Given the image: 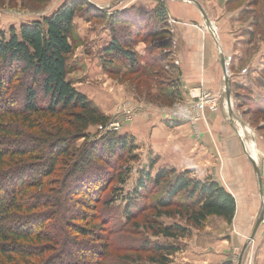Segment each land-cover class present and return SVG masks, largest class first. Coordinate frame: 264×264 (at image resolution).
I'll return each mask as SVG.
<instances>
[{"label":"rangeland","instance_id":"obj_1","mask_svg":"<svg viewBox=\"0 0 264 264\" xmlns=\"http://www.w3.org/2000/svg\"><path fill=\"white\" fill-rule=\"evenodd\" d=\"M64 1L0 0V37H7L12 27L18 28L51 14ZM86 1L98 11L91 10L88 16L81 12L73 20V50L67 60V79L108 115L111 122L105 127L89 126L86 130L88 141L84 138L77 140L76 148L113 131L131 138L136 149L132 153L125 152L118 161L110 159L112 167L98 164L100 167L95 168L96 172L101 171L103 179L108 178L98 201H93L89 192L83 191L86 183L77 189L78 178L67 186L60 184L61 176L68 168L58 166L55 176L45 179L50 184L54 177H59L38 193L45 198L48 196L50 204L16 223L29 224L31 229L52 237L53 249L47 255L49 259L45 258L42 264H151V246L168 243L178 246L179 251L167 264H250L255 253H259L257 261L254 257L251 264H264V111L255 110L256 106L264 107V0H162L169 30L163 39L170 36L171 45L164 49L160 47L162 39L152 37L148 40L155 47L150 54L147 41L141 36L135 38L128 27L112 25L108 15L133 7L151 9L156 0ZM172 2H179L196 12L197 21H193L194 15H190L186 23L212 35L218 54L223 53L221 49L228 53L226 62L228 75L232 74V96L228 86H224L218 95L204 88L196 92V96L189 95L188 91L196 87L187 86L186 81L180 79V61L176 57L180 53L189 57L191 51L178 36L183 21L173 17ZM99 10L105 15L97 16ZM113 36L124 48H129L127 43L131 42L133 46L130 48L135 52L140 50L146 57L144 62L156 57V65L133 71L126 63L110 61V56L104 52ZM25 79L30 82L31 75L27 74ZM18 87L12 88L7 97L0 94V100L16 96L17 102L9 100L15 106L21 99ZM35 90L38 102L45 104L47 99L42 89L38 86ZM206 110L224 115L225 131L220 134L217 127L213 130L207 128V144L200 138L197 141L188 139V136H196L199 121H206ZM187 122L190 123L189 132L182 128ZM234 136L240 145L241 142L244 144V147L237 144V158L232 157ZM21 144L24 145L18 143ZM9 145L16 147L11 142ZM249 145H253L255 157L250 154ZM165 148H170L168 155ZM130 153L132 156L137 154V158H132ZM250 157L259 176L253 170ZM234 165L243 170L245 180L242 179V184L250 183V211L241 207L237 215V218L245 215L248 223L242 224L240 219L227 222L223 217L210 215L196 227L187 219L185 211L182 212V206L177 205L159 209L170 210L175 215L164 213L155 217L152 208L165 197L170 181L164 180L158 186L149 182L141 191L143 197L137 194L141 173L149 172L153 176L162 168L174 169L176 174L189 171V176L195 180L210 179L232 194ZM175 199L183 202V194ZM127 208L135 212L129 222L125 217ZM242 212L244 215L241 216ZM261 213L258 233L255 239L247 242L246 237L249 238ZM72 217L76 219L74 222L70 220L73 226L69 227L68 220ZM85 217L88 219L81 220ZM154 221L165 225L179 224L189 230V235L177 239L156 235L155 229L148 228ZM76 229L81 232L92 229L100 239L74 233Z\"/></svg>","mask_w":264,"mask_h":264},{"label":"trees","instance_id":"obj_2","mask_svg":"<svg viewBox=\"0 0 264 264\" xmlns=\"http://www.w3.org/2000/svg\"><path fill=\"white\" fill-rule=\"evenodd\" d=\"M156 1L151 9L133 7L109 14L108 21L112 25L128 27L135 38L141 36L149 44L148 39L152 37L162 39L160 47L170 48V36L163 39L169 33L165 5L162 0ZM92 5L86 0H65L51 14L21 24L18 28L12 27L7 37H0V94L7 97L17 86L21 92L20 106L16 104L18 108L9 103V100L17 102L16 96L0 100V264H42L45 258L49 259L47 255L53 249L52 237L31 229L29 224L16 223L50 204L48 196L45 198L38 193L59 179L54 177L50 184L45 180L55 176L53 174L58 166L68 168L61 176L62 182L59 183L62 186L78 178L80 183L77 189L86 183L83 191L89 192L93 201H98L108 178L103 179L101 171L96 172L95 168L99 165L112 167L110 159L118 161L125 152L132 153L136 149L131 138L113 131L76 148L77 140L84 138L88 141L86 130L89 126L105 127L111 122L108 115L67 79V60L73 50V20L81 12L87 16V13H92L91 10L97 12L98 8ZM96 15L105 14L99 10ZM127 46L132 47L133 44L129 42ZM130 47L124 48L120 40L113 36L104 55H109L112 62L126 63L133 71L156 65V57L144 62L146 57ZM154 47L155 44H150L148 54ZM27 74L31 75L30 82L25 79ZM38 86L47 99L45 104L37 100L35 87ZM255 110L262 112L264 107L259 105ZM10 142L16 147H11ZM19 142L24 145H18ZM131 153L132 158H137V154L132 156ZM175 174L174 169L162 168L153 176L149 172L140 175L137 185L139 197H143L141 191L149 182L158 186L164 180L170 181L165 197L152 208L155 217L164 213L175 215L170 210L159 209L177 205L182 206V212L185 211L187 219L196 227L210 215L231 222L236 201L224 187L210 179L195 180L189 176V171ZM120 181L123 183L125 178ZM88 183L91 185L88 186ZM180 194H183V202L175 199ZM134 214L127 208L126 220L129 222ZM75 219L72 217L68 220L69 227L73 226L70 220L74 222ZM148 228L155 229L156 235L172 239L189 235V230L179 224L165 225L154 221ZM73 232L99 237L92 229H85L84 232L76 229ZM150 249L151 264H167L179 251L178 246L172 243L155 244Z\"/></svg>","mask_w":264,"mask_h":264},{"label":"crops","instance_id":"obj_3","mask_svg":"<svg viewBox=\"0 0 264 264\" xmlns=\"http://www.w3.org/2000/svg\"><path fill=\"white\" fill-rule=\"evenodd\" d=\"M172 3L173 4H171V11H172L173 17L175 19H180L183 21V23L180 24L182 25V27L181 28L179 27L178 36L182 37L183 44L186 45V49L188 51H191L189 57H184L181 53L179 57H176L177 60L180 61L178 63L179 68H180V73H181L180 79L182 81L183 80L186 81L187 86L196 87L188 91V93H190L189 95L196 96V92H198L199 90L203 88L206 89L207 91L211 90L212 92H215L217 95L222 93L223 88L224 86H226V84L223 78V73H222L220 62H219L217 44L211 37L212 35H210L207 31L203 30L202 32H200L196 28L197 26H191L186 23L187 20L189 19L188 16L190 15H194L193 16L194 18H192V20L197 21L195 19L196 12L189 10L188 8H186L179 2H172ZM170 16L172 15L170 14ZM198 26L200 25L198 24ZM222 48H225V47L222 45ZM221 50L225 54V57L226 55L228 56V53L226 54V50L225 51L223 49ZM137 53L140 55L143 54L140 50L139 51L137 50ZM229 77H230V82L228 84V89H230V96H232L234 92L232 90L231 72L229 73ZM205 115H206V121L205 122L199 121L198 127L196 128L197 133L195 132L196 136L194 135L195 138L188 136V139H193L197 141L200 138L206 144L209 143L207 128H209L210 130L211 129L213 130L214 128L217 127L219 133L223 134V132L225 131V123L223 122L224 115H222V113L219 114L218 112H210L207 110H206ZM189 124H190L189 122L185 123L184 125L182 124L183 131L189 132L190 130ZM231 126H232L231 129L234 130L233 125ZM234 137L235 138H232V157L237 158V156L239 155L237 144L240 145V143H239V140L236 138V136ZM241 145L243 146V142H241ZM165 149L167 153L166 155H168L170 148H165ZM243 174H244L243 170L236 168L235 165L232 166V195L236 200V212H235V215L232 221L234 220L238 221V219H240V223L242 224L248 223L249 220L248 218H244L245 215L243 214V212L241 216L242 215L244 216H242L241 218L239 217L237 218V215H239V208L241 207H243V209L247 208L246 211L247 212L250 211V209L248 208H249V201H250L249 194H251V191L249 190L250 183L248 184L246 183L245 185L244 183L242 184V179L245 180L243 178ZM246 175L248 176V173H246ZM258 228L252 239H255V236L258 233ZM249 240L251 239L246 237V241L248 242ZM247 242L242 243L243 248H242L241 253L243 252ZM258 255L259 253H255L254 255L255 262L257 261ZM254 257H252L251 263L254 260Z\"/></svg>","mask_w":264,"mask_h":264},{"label":"water","instance_id":"obj_4","mask_svg":"<svg viewBox=\"0 0 264 264\" xmlns=\"http://www.w3.org/2000/svg\"><path fill=\"white\" fill-rule=\"evenodd\" d=\"M207 26H208V28L211 29L209 23H207ZM210 29H209V30H210ZM210 31H212V30H210ZM212 33H213V32H212ZM219 62H220V65H221V68H222V72H223V75H224L225 84H226V86H228V84H229L228 68H227L226 57H225V55H224L223 53H220V54H219ZM228 95H229V91L227 92V97H229ZM243 146H244V144H243ZM250 159H251V162H252L253 165H254L253 168H254L255 172H256L257 175L259 176V170H258L257 166L255 165L254 160H253L251 157H250ZM260 192H261V194H262L261 183H260ZM261 220H262V213H261V214L258 216V218L256 219L255 224H254V226H253V229H252V231H251V234H250V236H249V239H252V238L254 237V234H255V232H256V230H257V228H258V226H259Z\"/></svg>","mask_w":264,"mask_h":264},{"label":"bare ground","instance_id":"obj_5","mask_svg":"<svg viewBox=\"0 0 264 264\" xmlns=\"http://www.w3.org/2000/svg\"><path fill=\"white\" fill-rule=\"evenodd\" d=\"M249 148L251 149V155H253L254 157L256 156V151L253 148V145H249Z\"/></svg>","mask_w":264,"mask_h":264},{"label":"built area","instance_id":"obj_6","mask_svg":"<svg viewBox=\"0 0 264 264\" xmlns=\"http://www.w3.org/2000/svg\"><path fill=\"white\" fill-rule=\"evenodd\" d=\"M213 107V106H212Z\"/></svg>","mask_w":264,"mask_h":264}]
</instances>
